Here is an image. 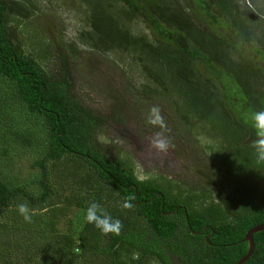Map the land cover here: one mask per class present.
<instances>
[{"label":"trees","instance_id":"1","mask_svg":"<svg viewBox=\"0 0 264 264\" xmlns=\"http://www.w3.org/2000/svg\"><path fill=\"white\" fill-rule=\"evenodd\" d=\"M85 1L91 5L90 30L82 31L86 42L94 50L125 51L137 59L146 79L140 93L169 102L184 126L181 137L204 139L198 169L194 179L177 181L176 191L166 179L139 178L99 138L116 122L123 124L121 101L107 113L83 101L75 92L74 42L68 43L70 51L45 48L53 62L44 65L27 51L15 23L32 15L31 1L0 0V78L12 86L7 95L0 85L2 146L32 147L33 133L41 130L37 118L48 132L43 153L31 163L40 168V193L0 177V217L17 197L48 204L57 196L85 211L98 202L122 222L119 236H105L85 220L77 236L57 234L38 264H77L93 253L111 264H235L248 250L247 241H238L264 224V164L256 162L251 147V115L264 111V66L243 59L241 41L229 40L224 29L245 44H264V32L255 38L249 25L261 26L264 16L255 21L234 10L230 0H192L198 16L179 0ZM213 8L231 19H219ZM135 19L149 33L133 32L128 22ZM255 53L264 60V50ZM15 107L34 114L30 128L14 125ZM130 196L134 207L124 209ZM253 241L242 264H264V230L254 232ZM2 243L0 264H31L16 261L17 244L9 236Z\"/></svg>","mask_w":264,"mask_h":264},{"label":"rangeland","instance_id":"2","mask_svg":"<svg viewBox=\"0 0 264 264\" xmlns=\"http://www.w3.org/2000/svg\"><path fill=\"white\" fill-rule=\"evenodd\" d=\"M26 1L32 3L30 6L32 15L28 19H17L15 23L18 24L27 51L44 65L52 66V56L43 50L46 48L49 51L51 45H60L61 48L70 51L68 43L74 42L73 47L77 53L73 61L74 85L77 95L103 113L109 112L113 104L121 101L120 111L124 116V122L123 124L116 122L106 129L99 136L101 142L112 153L127 159L139 178H151L157 181L166 179L174 191L177 189L175 186L177 181L194 179L198 169L196 159L201 157V149L204 147L201 145L204 139L196 142L190 137H181L184 126L169 102L160 96L150 98L149 95L140 93L139 86L145 83L146 79L136 58L125 51H97L91 48L86 42L85 34L82 33L90 30L87 18L91 5L85 0ZM179 1L187 6L190 12H194V16H198L197 3H193L192 0ZM230 3L236 5L234 10L246 12L255 21H260L264 16V0H230ZM213 12L219 14V19L225 20V16L230 18L228 14L219 13L215 8ZM128 25L137 34L149 33L146 24L139 19L128 22ZM249 25L252 29L255 28V38L264 32V23L257 27L255 24ZM224 30L225 35H228L232 42L241 41L238 50L242 53L243 59L264 66L261 55L255 53L256 50H264V44L255 39L245 44L241 37L236 38L233 30L227 26ZM0 85L7 95L11 93L12 86L8 81L0 78ZM153 106L161 109L169 129L164 134L174 145L167 153L158 152L151 144L154 134L160 131L158 127L147 123ZM13 109L12 115H16L13 123L18 129L30 128L35 123L33 113L23 107ZM36 121L35 125L41 130L33 133L32 147L24 148L14 144L12 148L11 145L4 148L2 146L4 143L0 140V177L9 184L21 186L34 195L40 193L38 184L40 168L31 167V163L43 153L42 149L48 134L41 126L43 125L39 122L41 120L37 118ZM1 129L4 130V127L1 126ZM20 204H26L30 213H35L32 215L31 223L26 222L19 213ZM85 213L82 207H77L74 203L57 196L48 204L31 203L25 198L17 197L0 217L2 236L0 239L9 236L17 244L16 251H12V254L16 255V261L23 262L28 259L31 264H38L55 245L57 234L70 233L77 236L86 220ZM138 220L141 222V219ZM75 251L80 252L79 244H75ZM77 264L111 263L93 253L80 258Z\"/></svg>","mask_w":264,"mask_h":264},{"label":"clouds","instance_id":"3","mask_svg":"<svg viewBox=\"0 0 264 264\" xmlns=\"http://www.w3.org/2000/svg\"><path fill=\"white\" fill-rule=\"evenodd\" d=\"M147 123L160 129V131L154 134V138L151 141L153 148L158 152L167 153L170 147H174L171 140L164 134L166 131H169V129L163 115L161 114V109L158 106H153L150 109ZM251 126L255 129L256 136V139L253 140L251 145L255 150L256 162L258 164H264V111L252 113ZM133 199L134 197H128V199L123 202L122 207L129 210L132 209L134 207V204L131 202ZM18 210L26 222H32V215L35 213H30L26 204H20ZM85 219L87 223L93 224L105 236L110 233L116 236L121 234L123 227L122 222L119 219H113V217L102 208L98 202H92L89 204L86 209Z\"/></svg>","mask_w":264,"mask_h":264},{"label":"water","instance_id":"4","mask_svg":"<svg viewBox=\"0 0 264 264\" xmlns=\"http://www.w3.org/2000/svg\"><path fill=\"white\" fill-rule=\"evenodd\" d=\"M260 230H264V224H257L255 226L251 227L247 231V233L244 235L243 239L238 241V242L247 241L248 242V250L241 258L238 259V261L235 264H242L252 254L253 249H254L253 233L260 231Z\"/></svg>","mask_w":264,"mask_h":264}]
</instances>
